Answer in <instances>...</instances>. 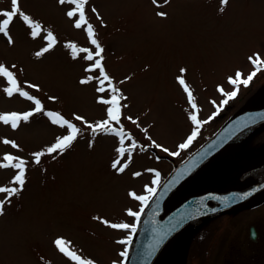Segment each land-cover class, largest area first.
<instances>
[{
    "label": "rangeland",
    "instance_id": "374dc122",
    "mask_svg": "<svg viewBox=\"0 0 264 264\" xmlns=\"http://www.w3.org/2000/svg\"><path fill=\"white\" fill-rule=\"evenodd\" d=\"M18 7L40 28L33 37L30 24L19 14L13 17L7 29L13 42L0 33V65L43 111H34L35 99L7 95L10 83L0 74V114L33 111L16 128L0 120V164L7 163L5 154L25 161L22 188L13 182L17 169L0 167V187L20 188L11 196L0 192V264H124L153 194L148 188L156 189L263 85L264 0H84L81 28L75 27L80 12L72 0H18ZM10 10L11 0H0V22ZM69 11L76 14L70 17ZM49 32L53 46L37 56L50 42ZM92 39L102 49L99 56ZM237 72L240 79L232 84ZM113 96L119 122L93 132L90 125L109 119L107 109L114 105L103 101ZM256 104H264V97ZM57 115L79 132L62 152L49 154L47 148L69 134L67 125L53 122ZM193 130L195 138L180 148ZM262 143L264 124L231 146L240 162L217 169L230 150L224 152L195 187L227 181L260 160ZM37 152L44 153L39 163ZM116 161L126 165L123 171L113 168ZM230 171L235 174L223 180ZM57 239L81 261L61 252ZM183 251L184 264H264V203L193 224L175 247L176 264H183Z\"/></svg>",
    "mask_w": 264,
    "mask_h": 264
},
{
    "label": "water",
    "instance_id": "95a60500",
    "mask_svg": "<svg viewBox=\"0 0 264 264\" xmlns=\"http://www.w3.org/2000/svg\"><path fill=\"white\" fill-rule=\"evenodd\" d=\"M262 97L264 85L160 183L142 212L125 264H168L176 237L189 226L264 200V159L227 181L195 187L221 152L264 123V104H256Z\"/></svg>",
    "mask_w": 264,
    "mask_h": 264
},
{
    "label": "snow or ice",
    "instance_id": "6c2138e0",
    "mask_svg": "<svg viewBox=\"0 0 264 264\" xmlns=\"http://www.w3.org/2000/svg\"><path fill=\"white\" fill-rule=\"evenodd\" d=\"M60 3H65L66 0H59ZM73 3L76 4V8L77 10L80 12V19L76 21L75 23V27L77 28H81L82 27V21L85 20L84 17V13H83V5H84V0H72ZM153 2L155 3L156 0H153ZM223 3H227V0H222ZM94 10V9H93ZM17 14L21 15L23 20L27 21L31 28V35L33 37H35L38 34V29L40 28V25L38 23H33L29 17L27 15H24L22 12H20L19 7H18V0H11V10L10 11H4L2 13V15L4 17H6V19H3L2 22H0V33L4 34L5 36H8V25L9 22L13 19V17H15ZM70 17L74 16L76 13L75 11H69L67 13ZM158 15H165L164 13H158ZM88 34L89 36L93 35V29L91 27V25H88L87 28ZM46 39H48L50 42L48 43L47 47L43 48L41 52H37L36 55H42L43 52H47L52 46L53 43L51 42L52 40H54V38L52 37V33L49 32L47 34ZM8 42L12 43V39L10 36H8ZM93 44H95L97 46V53L96 55L99 56L100 51H102V49L99 48V44L95 39H92L91 41ZM83 51H87L86 49ZM87 59L92 60L93 57L91 54H89L87 56ZM250 59H252L250 57ZM258 57L257 59H253L252 63L256 64L258 62ZM15 67V66H13ZM95 67L97 68H101V72H103L102 66H101V61L100 60H96L95 62ZM183 71V70H182ZM0 74H2L3 76L7 77L9 83H10V87L6 88L5 91L7 93V95L11 96L13 95L14 92H19V94L21 96L26 97L29 100H33L35 99L34 97L30 96L27 92L23 91L20 89V87L18 86V83L16 81V79L13 76V73L11 71H9L7 68H5L3 65H0ZM252 75H255V73H253ZM252 75H249L247 80H244L243 83L247 84L251 79H252ZM241 73L237 72L236 73V78L232 79L230 78V82L232 84H236L237 81L240 79ZM105 78L107 79V77L105 76ZM82 83L86 82V81H81ZM179 82L181 84H184L183 79H179ZM32 87H35L34 85ZM102 90V89H101ZM115 91V90H114ZM236 93L233 92L230 95L234 96ZM189 97H191V93L189 92ZM54 99V98H52ZM104 103H109L114 105L113 107H109L107 109V113H108V117L109 119L104 120L103 122H98L96 126H89L92 127V131L96 132L98 130H106L105 126L109 124V121H117L119 122V107L115 106L116 105V97L113 96L112 99L110 101H103ZM227 101H225L226 103ZM35 112H41L43 111L42 105L40 103V101L38 99H35ZM193 107H195V105H193ZM46 115H48L50 118L54 117V114L51 112H46ZM33 115V111H29V112H25L23 114H18V113H10V114H0V120H2L4 123H9L11 122V126L13 128H16L18 126V122L21 120L27 121L29 119L30 116ZM191 120L196 123L199 124V121L197 119L196 115H192ZM77 120H81L83 119L82 117L77 116L76 117ZM54 123H59L61 124V126L67 125V128L69 129V134L65 135L63 137H58L56 142L51 145L50 147L47 148V153L51 154V153H56V152H62L65 148H67L71 142L76 138L77 133L79 132V129L73 125L72 123H70L67 120H63L62 117H59L58 115L55 116V118L53 119ZM115 131V130H113ZM121 135V143H123V133L122 130L119 133ZM197 135V131L193 130L191 135L187 138V142L184 144H181L179 147L180 148H186L188 146V144H190L192 142V140L195 138V136ZM4 143H9V141L5 140ZM13 146L15 147L16 145L13 142ZM157 147H160L159 145H156ZM134 147V145H133ZM165 152L168 151V149H163ZM119 152H121V154H123V149H118ZM173 155H176L177 153H172ZM44 155L43 152H37L34 153V157H35V161L37 163H39L40 157ZM4 161H7V163L5 164H0V167H13L15 169L18 170V173L14 176L13 178V182L14 183H18L20 185V188H22L23 184H24V170H25V161H23L22 159L18 158V157H13L9 154H5L2 158ZM13 161H15V163H13ZM113 168H117L119 166V171H123L124 167H126V165H121L119 161H116L113 163ZM153 183H156V181H153ZM20 188H2L0 187V192H8L9 196L16 194ZM148 191L150 193L155 192L154 188H148ZM140 200H145L147 199V197H137ZM2 205H3V201H0V214H2ZM132 215L136 216L138 215V213H131ZM113 228H128L129 225L128 224H112L111 225ZM56 245L59 247L61 252H66V248H65V241H63L62 239H57L55 241ZM67 255L71 256L73 260L76 261H81V258L79 256L74 255L71 252H66ZM81 264H85V262L81 261Z\"/></svg>",
    "mask_w": 264,
    "mask_h": 264
},
{
    "label": "trees",
    "instance_id": "16d2710c",
    "mask_svg": "<svg viewBox=\"0 0 264 264\" xmlns=\"http://www.w3.org/2000/svg\"><path fill=\"white\" fill-rule=\"evenodd\" d=\"M240 159H242V158L240 157L239 152L232 151L231 153H229V154H227L226 156L223 157V159L221 160V162L219 164H217V167L216 168L217 169H220L221 167H223L225 165H228V164H231V163L234 164L236 162H240ZM182 238L183 237L181 235V237L179 238L178 241L181 242L182 241ZM174 254H175V251L173 250V264H176L177 263V261H176L177 256H176V254L175 255Z\"/></svg>",
    "mask_w": 264,
    "mask_h": 264
},
{
    "label": "bare ground",
    "instance_id": "6f19581e",
    "mask_svg": "<svg viewBox=\"0 0 264 264\" xmlns=\"http://www.w3.org/2000/svg\"><path fill=\"white\" fill-rule=\"evenodd\" d=\"M232 174H235L234 172H229V173H226V174H224L221 178L223 179V180H226L228 177L227 176H230V175H232Z\"/></svg>",
    "mask_w": 264,
    "mask_h": 264
},
{
    "label": "flooded vegetation",
    "instance_id": "af4514ba",
    "mask_svg": "<svg viewBox=\"0 0 264 264\" xmlns=\"http://www.w3.org/2000/svg\"><path fill=\"white\" fill-rule=\"evenodd\" d=\"M262 203H264V201L260 202V203L257 204L256 206L261 205ZM252 238H253V237H252ZM253 239L256 240V239H257V235H256Z\"/></svg>",
    "mask_w": 264,
    "mask_h": 264
}]
</instances>
